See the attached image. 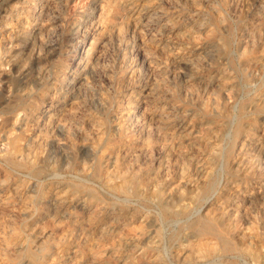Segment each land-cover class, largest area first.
I'll return each mask as SVG.
<instances>
[{"label":"rangeland","instance_id":"374dc122","mask_svg":"<svg viewBox=\"0 0 264 264\" xmlns=\"http://www.w3.org/2000/svg\"><path fill=\"white\" fill-rule=\"evenodd\" d=\"M227 1L229 2V0H227ZM227 1L226 0H213V1L211 0L210 1V3L214 2L211 5L214 6L216 9L218 8L217 12H219V15L222 16L220 18V23H221L220 24V29H219V31H217V33H214L212 27H210V28H208L206 33L204 32L202 35H200V37L198 38L199 41H198L197 49L194 52V58H197L195 60L198 63V67H196L194 69V68H190L189 66L182 65L181 68H180L181 72L178 75V77L176 78L175 84L172 85L171 88L169 87L170 92L172 93V91H173V94L174 95L176 94L175 95L176 96L175 104H176L178 110L180 111L181 114L185 113L184 114L185 115V120H186L187 123H191L193 125V130H192L190 138L183 139L181 137V138H179L180 140L178 139V140H176V142L174 141L173 144H172V142H169L170 146L168 145V147H166V148H165L166 145L164 143H160L161 146L159 144L158 148L152 149L150 151V159H151L150 162L153 164V169L155 171L154 174L157 175V174H159L161 172V173H164L165 176H166L167 182L162 188V195L154 196V195H152L150 193V191L140 189L142 192L139 191L137 196H126V195H124V194H122L120 192L114 191L112 188L108 189V187L104 184L107 180H110L111 178L113 179L115 176H117L118 175L117 172L120 174V172H123V170H125V167L121 166L119 164V160H118V158L121 155L122 150H123V149L121 150V148H119V147H121L120 145H121L123 139H122L121 136H119V130L117 129V125H116V121H115L116 120L115 119L116 118V114L119 111L118 109H120L122 107V105H124V98L120 95V92L118 91L116 93L114 92L111 95V98H110L111 100L109 99L110 102L109 101L108 102L105 101L102 98L101 94H100V90L97 88V87H100L99 86L100 84H102L101 78L98 76L97 72H93V70L90 68V66H88V64H86L87 62H85L87 60L86 56L89 54L88 46H87L88 45V41H87V38H86V35H87L88 31L90 30V23H89L90 22V18L88 16H90L91 13L95 14L96 9L94 7H96L101 2V0H67V1L64 0V4L60 5V10H61L60 12L62 13L63 18H64L63 24L59 27V30H60L59 36H60V39H61V42H62L60 44V48L57 51L47 50V52H46L47 54H44V55L39 56V57H37V56L29 57L24 62L21 59H22V55H23V51L22 50H24L25 44H26V46L31 44L32 43V42H30V41H32L31 39H33L36 36L38 37L39 35L40 36L42 35L41 38H47L48 36L50 37L51 34L54 32V29H50L51 31H49L48 28H46V30H41V31L39 29H33V30L30 31L29 39H27L26 41L21 42L20 45L19 44H16V45L15 44H11L7 40L10 37V35H11V31L12 30H17V29H20L21 27H23L22 23L18 19L19 14L21 13V15H23L24 17L26 16L25 18L26 19L28 18L29 20L38 19V18H41V16H43V14L41 13L42 9L40 7L34 6L33 4H35L34 3L35 1H31V0H29V1L28 0H24V1L23 0H0V39H1L0 40V42H1V44H0V59H1L0 63L1 64L0 65L3 68V71L0 73V78H1L0 79V149H1L0 150V154L2 155V156L0 155V198L8 197V196L12 197V198L10 197V202L11 203L8 205L10 208L8 206L6 208H4L5 206L2 205V202L0 200V208H1L0 209V223L3 226L5 222H9L10 221L9 223L12 222L11 223L12 227L15 226L14 228L19 230L18 233H17V236L16 235H14L13 237L9 236L10 239L7 238V237H3L4 239L0 238V240L11 241L13 243V245L16 247V248L14 247L15 253L23 250L24 248H22L21 246L25 245V248L30 249V251H32V252L34 251L33 253H34L35 257H36V258L34 257V259H32L29 256H23V257H21L19 259H14V260H11V262L9 261L7 263H9V264H17L19 262L18 264H29L31 262L30 264H32V263L33 264H43V263L44 264H50V263L53 264L54 263L53 261H56L58 259L56 264H65V263L66 264H104V263L105 264H110V263L111 264L112 263L113 264H122V262H123V264H139V262H140V264H151V263L152 264L153 263L154 264H189V263L190 264L191 263L192 264H199V263H201V264H264V238H263L264 237V221H263L264 220V178H263L264 177V162H263L264 161V154H263L264 153V144H263V142H264V139H263L264 138V103H263L264 102V97H261L262 93H263V96H264V77H263V75H264V66H263L264 65V58H262V56H264V53H263L264 52V43L258 45L259 44V40L262 37L264 38V31H263L264 30V28H263L264 21L262 22L259 19V12L264 9V0H254V1L253 0H246L247 6L244 7V8L240 7V9H239V7H237L235 12L231 11L230 8L227 7V5H226ZM1 2H2V4H1ZM93 3H94V5H93ZM258 3H259L260 6L258 5ZM18 4L19 5L21 4V6L23 5V6H26V7H15V5H18ZM216 4H217V6H216ZM222 4H223V6H222ZM259 8H260V10H259ZM15 12H16V14H15ZM237 14H238V16H236ZM229 15L231 16L232 19L230 18ZM12 16H14V18ZM85 16H86V18H84ZM87 18H89V19H87ZM13 19H16V20H13ZM229 21H230V23L232 25L229 23ZM234 22H236L237 24L234 23ZM1 23H3V24H1ZM222 23H223V25H222ZM18 24L21 25V26H19ZM228 28H230V29H228ZM261 32H262V34H261ZM7 33H9V34H7ZM251 34H254V36L253 35L251 36ZM256 34H257V36H256ZM81 35H83V36H81ZM45 36H47V37H45ZM202 38L203 39L205 38V39L201 40ZM206 38H207V40H206ZM258 38H259V40H258ZM225 40H226V42H225ZM242 40H243V42H242ZM244 41H245V44H244ZM228 42H231V43L229 44ZM252 43H254L255 46H253ZM242 45H243L244 48L242 47ZM233 47H234V49H233ZM13 49H16V50H13ZM205 49H206V51H205ZM241 50H243V51L241 52ZM48 52H49L50 55L48 54ZM209 56H210V58H208ZM15 59H17V60H15ZM51 60H52V62H51ZM237 60H239V61H237ZM56 61H58V62H56ZM203 61H205L206 64ZM251 61H252V63H251ZM35 64H37V65H35ZM15 65H17V66H15ZM21 65H22V67H20ZM65 65H67V66H65ZM12 69H13V71H12ZM46 70H47V74L49 76L48 79L46 78V79L40 81V79L37 77L38 73L40 74L43 71L46 72ZM28 72H31V73H28ZM68 73H70V74H68ZM220 73H221V75H220ZM224 73L230 75L231 76V80L233 81L226 88L221 87L219 85V83H218L219 82L218 78L222 77V74H224ZM3 75H5V76H3ZM2 76H3V78H2ZM85 76H86V78H85ZM182 76H183V78H182ZM260 76L262 78H260ZM249 77L252 78V79H250ZM254 77H256V78H254ZM12 79H14V80H12ZM94 79H96L97 84H96ZM236 79H238V81H236ZM196 80H198L197 81L198 83L196 82ZM188 81H190L191 84ZM8 82H9V84H8ZM98 82H99V84H98ZM84 83H86V84H84ZM87 83H88V85H87ZM95 84H96V86H94ZM198 84H199V86H198ZM41 85H43V86H41ZM193 85H195V86H193ZM88 86H89V88H88ZM209 86H211V87H209ZM245 86H247V87H245ZM81 87H83L84 90ZM249 87H251V88H249ZM38 88H40V89H38ZM32 89H34V90H32ZM237 89H238V91H237ZM29 90H31V91H29ZM261 91H263V92L261 93ZM26 92H27V94H26ZM224 92H226V93H224ZM47 93H52V95L54 96V102H53V105H52V107H51V109L49 111L47 109H45V107H43V104H42L43 103L42 99L45 96V94H47ZM64 93H65V95H64ZM228 93L231 95V97H230V95ZM91 95H93V96H91ZM39 96H41V97H39ZM213 96L216 99H214ZM245 96H246V99H245ZM230 100H231V102H230ZM11 101H13V103ZM75 101H76V103H75ZM82 101H84V102H82ZM226 102H227V104H226ZM58 103H59V105H58ZM23 104L24 105L26 104V106H24ZM100 104L102 105V107H100ZM110 104H111V106H110ZM72 105H74V106H72ZM76 105H78V106H76ZM81 105L84 106V108L86 107L85 110L88 109V110H86L88 113H91L93 116H95L98 119L102 118V121L106 122V124L108 125V128H109V132L108 133L110 134V136H111L110 138H112V140L111 141L108 140L109 142L107 141V142L102 144V146H101L102 147L101 148L102 156H100V157H97L95 154H93L94 152H93L92 146L90 144L86 143V142H83V143L82 142H78V139H76L75 137H73V140L76 141L74 145H72L70 142H68V135L66 133L67 130L66 129L64 130L63 127L61 129V127H54L52 125V126H50V129H49V128H47V125H45L46 122H47V119L50 117L49 115L54 116V115H58L60 113H65V112H68L67 110L70 109L69 107H71V110H73V108L74 109L77 108V107L79 108V106H81ZM19 106H22V107H19ZM201 106H202V108H201ZM250 109H252V110H250ZM39 110L42 111V112H40ZM227 110H228V113H227ZM248 112H250V113H248ZM256 113H258V114L256 115ZM34 115L38 116V120L39 121H37V123H35L32 126V122L33 121H31V120H33L32 117ZM40 115H42V116H40ZM7 116H8V118H7ZM11 116H15V117H11ZM188 116H190V117H188ZM224 117H225V119H224ZM2 119H3V122H1ZM221 119H222V121H221ZM211 120H212V122H211ZM4 122H5L6 125L4 124ZM206 122H208V123H206ZM8 123H10V124H8ZM233 123H235V124H233ZM2 124H3V126H2ZM227 125H228V127H227ZM262 125H263V127H262ZM1 126H2V128H1ZM10 126H12V127H10ZM51 127H52V130H51ZM224 127H226V128H224ZM230 127H231V129H230ZM13 128H14V130H13ZM45 128H47V133L44 130ZM210 128H211V130H210ZM246 129H248V130H246ZM49 130H51V132ZM196 130H197V132H196ZM224 130L226 132H224ZM227 130H228V133H227ZM2 131H4V133ZM24 132H26V133H24ZM40 132L44 134L43 137H40V135H41ZM202 132H204V133H202ZM5 133H6V135H5ZM113 133H114V135L112 137ZM57 134H59L60 136L59 135L57 136ZM193 134L195 136H193ZM2 136H4V137H2ZM22 136H24V137H22ZM32 137H33V139H31ZM44 138H45V140H44ZM136 138H138V137H136ZM217 138H218V140H217ZM27 139H29V140H27ZM116 139L118 141H116ZM253 139H255L256 143L259 145L257 148L254 147L256 150L253 149L251 151H248V150L247 151H242L243 149H245V144H247L246 142H248L249 140H253ZM52 140L55 141V142L53 143ZM24 141H26L27 143L24 142ZM243 142H245V143H243ZM56 143H58V144H56ZM18 144H19L20 147L18 146ZM76 144L77 145L79 144V145L77 146ZM48 145L51 146V147H49ZM47 146H48V148H47ZM90 146H91V148H90ZM14 147H16V148H14ZM35 147H39L40 150H38V153L33 154L31 152H32V149H36ZM58 147H59V149H58ZM4 148H6V149H4ZM183 148H185V150ZM76 149H77V151H76ZM114 149L115 150L117 149V150L115 151ZM189 149H191V150H189ZM194 150H195V152H194ZM29 151H30V153H29ZM71 151H73V152H71ZM159 151H160V153H159ZM179 151H180V153H179ZM183 151H185V153H183ZM20 152H22V153H20ZM27 152H28V154H27ZM167 152H169V153H167ZM222 153H224V156H223ZM166 154L168 155V157H167ZM29 155H31V156H29ZM152 155H154V156H152ZM156 155H157V157H156ZM186 155L189 156V157H187ZM201 155H202V157H201ZM219 155H220V159H219ZM4 156H5V158H3ZM19 156L21 158H19ZM41 156H42V159H41ZM74 156H76V158ZM256 156L258 157V159H257ZM24 157H25V159H23ZM32 157H33V159H32ZM207 157H209V158H207ZM38 158H40V160ZM212 158H213V160H212ZM254 158H256V159H254ZM3 159H5L6 161L3 160ZM30 160H32V161L30 162ZM36 160L38 162H36ZM165 160H166V162H165ZM247 160H249V161H247ZM26 161H28V162H26ZM83 161H84V163H83ZM114 161H115V163H114ZM244 161H245V163H244ZM37 163L38 164L40 163V164L38 165ZM46 163H47V165H46ZM231 163H232V165H231ZM238 163H239V165H238ZM7 164H8V166H7ZM55 164H56V166H55ZM82 164H84L86 166L87 165H91V166L99 165L101 170H99L98 176L92 177L93 176L92 171H89V172L84 171L83 170V166L84 165H82ZM198 165H200V166H198ZM245 165L246 166H248V165L252 166L251 169L248 171V173L246 171H244V168L246 167ZM79 166H81V167H79ZM158 167H159V169H158ZM174 167H176V168H174ZM11 168L14 169V170H17V171L12 170ZM22 168H23V170H22ZM32 168H33V170H32ZM162 170L164 172H162ZM227 170H229V171H227ZM190 171H192V172H190ZM216 171H218V172L216 173ZM26 172H28V173H26ZM64 172H65V174H64ZM106 172H108V173H106ZM70 173H71V175H70ZM111 173H113V174H111ZM74 174H76L77 177ZM26 175H28V176H26ZM105 175H106V177H105ZM81 176L84 179L81 178ZM198 176H200V177H198ZM240 177H241V179H240ZM243 177H245V178H243ZM75 178H77V179H75ZM221 178L223 179V181L221 180ZM248 178H251V179H248ZM20 179H21V181H20ZM61 181L64 182V183H62ZM255 181H256V183H255ZM14 182H16V183H14ZM77 182L78 183H82L83 182V184H85V183L86 184L88 183V184L87 185L85 184L86 188L81 189L79 187L76 188L77 184H78ZM102 182H103L104 185L102 184ZM198 182H199V185H198ZM4 183H7V184H4ZM34 183H36V184H34ZM69 183L70 184L72 183V184L70 185ZM93 183H94V186H93ZM262 183H263V185H262ZM12 185H13V188H12ZM65 186H66L67 189L69 188V190H67L65 188ZM102 186H103V188H102ZM100 187H101V189H100ZM14 188H16V189H14ZM30 188H32V189H30ZM165 188H166V190H165ZM174 188L176 189V191H175ZM201 188H203V189H201ZM57 189H62L63 191L66 190L65 192H67L69 194H73V196H74V198L69 201L70 202L69 205H68L69 213H68V216H67L68 218H66L65 223L61 227V229H60L61 231L59 230L60 232L59 231L55 232L46 223L41 222L45 213H51V212H53L55 210V205L53 204L54 202L52 200V193L55 190H57ZM92 189H93L94 192L92 191ZM13 190H14V192H13ZM107 190H108V193H107ZM184 190H186V191H184ZM235 190H238V191H240V190L244 191L245 190L247 192V196L246 197H244L243 195H241L242 197L241 196H236L235 195ZM89 191H90V193H89ZM206 191H207V193H205ZM6 192H9V193H6ZM217 192H219V193H217ZM17 194L19 196V199H18ZM88 194H90V195H88ZM112 194H113V196H112ZM23 195H25L24 198H23ZM39 195H40V197H38ZM95 195H97V196H95ZM117 195H119V196H117ZM171 195H173V196H171ZM208 196H211V197H208ZM115 197H117V198H115ZM175 197H177V198H175ZM204 198H206V199H204ZM168 199H169V201H167ZM188 199H190V200H188ZM40 200H41V202H40ZM115 201H117V202H115ZM25 202H26V204H25ZM30 202H31V204H30ZM247 203H248V205H247ZM28 204L31 205L32 210H31L29 215H24V217H23V215H20V209H23V208L25 209ZM106 204H107V207L109 206V208H111V211L113 210L115 213H121L122 212V214H124V213L129 214L131 216V218L129 219V221H127L128 223L125 222L124 224H121L120 227L112 228L109 231L110 232L109 233V237L104 238L105 240L100 239V240L96 241L95 240L96 239L95 236H97V235L95 233H89L88 238L90 240L88 241V243H86L87 241H85V240L83 241V238L80 241V243H78L79 241L77 239H79V238H78V234L77 233L79 232V229H78L79 226L82 225V221H83V223L87 222L90 217H92L94 214H96L98 205H105L106 206ZM219 204L222 205V206H220ZM214 205H215V207H214ZM236 205L237 206L239 205L238 207L243 212L241 211L242 214L240 213V215H238V218L236 219V221L233 223L234 225L232 224L233 227L235 225H237V226L234 227L235 231H233L232 233H226V232H224L223 227L221 225L217 224L218 225L217 226V228H218L217 231L222 233L221 235H223L224 238L226 240H228L229 243H231V245H230L231 247L229 249H222V244H221L220 239L219 238L217 239V234L215 232H209V231H206V230H200L198 228V226H197V222L199 221L198 219H201V218H210V217L218 218L217 217L218 213H221L224 210H233ZM164 206L170 207L171 210L174 209L175 211H177V210L178 211L176 213H172V212L171 213H167L164 210ZM51 207H52V209H51ZM180 207L181 208H184V207L187 208V211H189V213L187 212L186 215L184 213H181ZM251 207H254V208H251ZM177 208H179V209H177ZM90 209H92V210H90ZM212 209H214L215 211L212 210ZM252 209H254V210H252ZM142 210H144V211H142ZM210 210H212L213 212L210 211ZM1 211H3V212H1ZM88 212H89V214H88ZM42 213H44V214H42ZM133 213L135 214V216H134ZM201 214H203V215H201ZM243 214H245V215H243ZM154 215H156V216H154ZM181 215H183V216H181ZM16 216H18V217H16ZM133 216H134V218H133ZM242 216H244V217H242ZM183 217H184V219H183ZM239 218H240V220H239ZM242 218H244V220ZM20 219H23V220L20 221ZM184 220H186V221H184ZM136 222H138V223H136ZM187 222H188V225H187ZM14 224H16V225H14ZM250 224H252V225H250ZM140 225H141V227H140ZM18 227H19V229H18ZM41 227H43V228H41ZM135 227H136V229H135ZM239 227H241V228H239ZM255 227H257V228H255ZM122 228H123V230H122ZM126 228L128 229V231H127ZM20 230H21L22 233L20 232ZM137 230H139V231H137ZM143 230H145L147 233L145 231H143ZM199 231H201V232H199ZM261 231H262V233H261ZM114 232L115 233L117 232L116 236L114 235L115 234ZM148 232H149V234H148ZM142 233H145V235H143ZM1 236H2V233L0 232V237ZM250 236H251V238H250ZM36 237H38V238H36ZM33 238H34V241H33ZM64 238L66 239V243H65V239ZM25 239H27V240H25ZM54 239H55V242L53 241ZM42 240H44V241H42ZM45 240H47V241H45ZM254 240H255V242H254ZM90 241H91V243L95 242L96 244L93 245V244L90 243ZM198 241L200 242V244L202 246H200ZM0 242H3V241H0ZM24 242H25V244H23ZM31 242L34 245L33 248H32ZM204 242H206V243L204 244ZM37 243H39V245ZM73 243H74V245H73ZM141 243H142V245H141ZM156 243H157V245H156ZM45 244H47V245L50 244V246H54L55 249H57L56 250L57 254L55 253L54 254L55 256L52 255L53 256V257H51L52 259L50 257L46 256L44 251H41V247L43 245H45ZM149 244H150V246H149ZM213 244H215L214 246H216V245L217 246L213 247ZM72 246H74V247H72ZM197 246H198V248H197ZM80 247H82V250H81ZM114 247H116V248H114ZM143 248H144V251H142V253H143V254L141 253L142 255L141 254H136L137 253V249L143 250ZM192 248L193 249L195 248V249L193 250ZM208 248H213V249L215 248L214 253L213 252H209ZM247 248H248V250H246ZM102 249H103V251H102ZM126 249H127V251H126ZM145 249H147V250H145ZM14 250L11 253L7 252L5 250L3 252V248L0 247V258H1L0 259V264H1V260H3V259L5 261L10 260L12 258V256L15 254V253H13ZM219 250H220V252H219ZM112 251H113V253H112ZM180 251H181V253H180ZM58 252H59V254H58ZM183 252L185 254H183ZM255 252H257V253H255ZM95 253H97V254H95ZM122 253H124V254H122ZM204 253H206L207 255L204 254ZM223 253H224V255H223ZM253 253H254V255H253ZM100 254H102L103 256L100 255ZM112 254H113V256H112ZM220 254H222V255H220ZM193 255H195V256H193ZM154 256H155V258H154ZM65 257H67V258H65ZM74 257L78 261L76 259L73 261ZM39 258H41L42 261H41V259L39 260ZM53 258H55V260H53ZM90 258H91V260H90ZM211 258H212V260H211ZM261 258H262V260H261ZM43 259H45V260L43 261ZM99 259H101V260H99ZM206 259L209 260V261H207ZM29 260H32V261H29ZM82 260H84V261H82ZM87 260H89V261H87ZM94 260H96V261H94ZM191 260H192V262H191ZM79 261H81V262H79ZM160 261H162L163 263L160 262ZM205 261H207V262H205ZM136 262H138V263H136Z\"/></svg>","mask_w":264,"mask_h":264},{"label":"bare ground","instance_id":"6f19581e","mask_svg":"<svg viewBox=\"0 0 264 264\" xmlns=\"http://www.w3.org/2000/svg\"><path fill=\"white\" fill-rule=\"evenodd\" d=\"M24 1V0H23ZM29 1V0H28ZM35 1L33 4L36 7H40L42 10L43 16L38 19H26L21 13L18 16V19L22 23L23 27L17 30H12L10 37L7 39L8 42L11 44H19L23 41L29 39L30 31L33 29L46 30V28L54 29V32L51 36L47 38H41L39 35L38 37H34L31 39V44H25V48L22 55V61L24 62L27 58L33 56H42L47 54V50L57 51L60 48L61 39L59 36V27L63 24L64 18L62 13L60 12V5L64 4V0H31ZM67 1V0H66ZM211 0H101V2L94 7L96 9L95 14L91 13L90 16V30L88 31L86 38L88 41V51L89 54L86 56L88 66L93 70V72H97L98 76L101 78L102 84L100 87H97L100 90V94L105 101H109L111 95L115 92H120V95L124 98V105L116 114V125L117 129L119 130V136L122 137L123 141L121 143V150L122 153L119 156V164L125 167L123 172L120 174L117 172V176H115L112 180H107L104 184L109 188H112L114 191L120 192L126 196H137L138 192L143 190H148L154 196L162 195V188L166 184V176L164 173L154 174L153 164L150 162V151L152 149L158 148L160 143H164L166 147H168L169 142H173L178 140L179 138H190L191 133L193 130V125L191 123H187L185 120V113L181 114L178 110L175 101H176V94L170 92L169 87L171 88L172 85L175 84L176 78L180 74L181 66L186 65L190 68L198 67V63L194 58V52L198 46V38L204 32L208 30V28L212 27L214 33H217L220 29V18L222 17L219 15L218 8L216 9L210 3ZM213 1V0H212ZM227 1V0H226ZM254 1V0H253ZM9 2V1H8ZM11 2V1H10ZM249 2V1H248ZM258 2V1H257ZM15 3V2H14ZM250 3V2H249ZM252 3V2H251ZM2 4V2H1ZM96 4V3H95ZM221 4V3H220ZM219 4V5H220ZM26 5V4H25ZM94 5V3H93ZM215 5V4H214ZM227 7L230 8L231 11L235 12L236 8L239 7H246L247 2L246 0H229L226 3ZM259 5V3H258ZM8 6V5H7ZM29 6V5H28ZM217 6V4H216ZM223 6V4H222ZM250 6V5H249ZM260 6V5H259ZM2 7V6H1ZM4 7V6H3ZM15 7H26L15 5ZM67 7V6H66ZM253 7V6H252ZM29 8V7H28ZM68 8V7H67ZM255 8V7H254ZM13 9V8H12ZM15 9V8H14ZM62 9V8H61ZM249 9V8H248ZM7 10V9H6ZM34 10V9H33ZM67 10V9H66ZM220 10V9H219ZM253 10V9H252ZM260 10V8H259ZM5 11V10H4ZM14 11V10H13ZM16 11V10H15ZM28 11V10H27ZM221 11V10H220ZM226 11V10H225ZM249 12V11H248ZM247 12V13H248ZM255 12V11H254ZM26 13V12H25ZM39 13V12H38ZM16 14V12H15ZM41 14V15H42ZM68 14V13H67ZM72 14V13H71ZM227 15V14H226ZM17 16V15H16ZM230 16V15H229ZM233 16V15H232ZM238 16V14L236 15ZM250 16V15H249ZM255 16V15H254ZM14 18V16H12ZM33 17V16H32ZM257 17V16H256ZM36 18V17H35ZM86 18V16L84 17ZM87 18V19H89ZM227 18V17H226ZM231 18V16H230ZM237 18V17H236ZM235 18V19H236ZM239 18V17H238ZM245 18V17H244ZM258 18V17H257ZM12 19V18H11ZM232 19V18H231ZM256 19V18H255ZM259 19L263 22L264 21V9L259 12ZM2 20V19H1ZM6 20V19H5ZM4 20V21H5ZM16 20V19H13ZM222 20V19H221ZM225 20V19H224ZM71 21V20H70ZM227 21V20H226ZM223 22V21H222ZM230 23V21H229ZM236 23V22H234ZM261 23V22H260ZM3 24V23H1ZM88 24V23H87ZM231 24V23H230ZM237 24V23H236ZM263 24V23H262ZM9 25V24H8ZM19 25V24H18ZM81 25V24H80ZM89 25V24H88ZM223 25V23H222ZM232 25V24H231ZM239 25V24H238ZM21 26V25H19ZM230 26V25H229ZM7 27V26H6ZM10 27V26H9ZM14 27V26H13ZM12 27V28H13ZM11 28V29H12ZM75 28V27H74ZM235 28V27H234ZM264 28V25H263ZM8 29V28H7ZM47 29V30H48ZM230 29V28H228ZM38 30V31H39ZM82 30V29H81ZM86 30V29H85ZM224 30V29H223ZM227 30V29H226ZM253 30V29H252ZM9 31V30H8ZM212 31V30H211ZM246 31V30H245ZM264 31V30H263ZM81 32V31H80ZM210 32V31H209ZM241 32V31H240ZM10 33V32H9ZM7 33V34H9ZM46 33V32H45ZM48 33V32H47ZM83 33V32H82ZM86 33V32H85ZM227 33V32H226ZM243 33V32H242ZM247 33V32H246ZM245 33V34H246ZM253 33V32H252ZM255 33V32H254ZM260 33V32H259ZM4 34V33H3ZM34 34V33H33ZM40 34V33H39ZM209 34V33H208ZM232 34V33H231ZM262 34V32H261ZM215 35V34H214ZM219 35V34H218ZM226 35V34H225ZM254 34H251V36ZM2 36V35H1ZM83 36V35H81ZM235 36V35H234ZM257 36V34H256ZM64 37V36H63ZM226 37V36H225ZM224 37V38H225ZM241 37V36H240ZM78 39V38H77ZM205 39V38H204ZM203 38L201 40H204ZM236 39V38H235ZM253 39V38H252ZM255 39V38H254ZM1 40V39H0ZM5 40V39H4ZM207 40V38H206ZM221 40V39H220ZM219 40V41H220ZM256 40V39H255ZM259 40V38H258ZM6 41V40H5ZM214 41V40H213ZM229 41V40H228ZM3 42V41H2ZM226 42V40H225ZM243 42V40H242ZM204 43V42H203ZM229 44L231 42H228ZM264 43V38L262 37L259 40V44ZM1 44V42H0ZM80 44V43H79ZM241 44V43H240ZM245 44V41H244ZM255 46L254 43H252ZM251 44V45H252ZM3 45V44H2ZM75 45V44H74ZM200 45V44H199ZM210 45V44H209ZM238 45V44H237ZM227 46V45H226ZM239 46V45H238ZM262 46V45H261ZM10 47V46H9ZM75 47V46H74ZM81 47V46H80ZM79 47V48H80ZM243 47V45H242ZM249 47V46H248ZM6 48V47H5ZM8 48V47H7ZM69 48V47H68ZM244 48V47H243ZM242 48V49H243ZM64 49V48H63ZM85 49V48H84ZM221 49V48H220ZM234 49V47H233ZM16 50V49H13ZM12 50V51H13ZM21 50V49H20ZM230 50V49H229ZM250 50V49H249ZM263 50V49H262ZM61 51V50H60ZM68 51V50H67ZM206 51V49H205ZM234 51V50H233ZM243 50H241L242 52ZM3 52V51H2ZM20 52V51H19ZM80 52V51H79ZM230 52V51H229ZM250 52V51H249ZM263 52V51H262ZM8 53V52H7ZM18 53V52H17ZM51 53V52H50ZM83 53V52H82ZM220 53V52H219ZM224 53V52H223ZM228 53V52H227ZM264 53V52H263ZM3 54V53H2ZM49 54V52H48ZM79 54V53H78ZM200 54V53H199ZM209 54V53H208ZM214 54V53H213ZM10 55V54H9ZM50 55V54H49ZM48 55V56H49ZM53 55V54H52ZM71 55V54H70ZM86 55V54H85ZM202 55V54H201ZM210 55V54H209ZM231 55V54H230ZM240 55V54H239ZM244 55V54H243ZM20 56V55H19ZM63 56V55H62ZM61 56V57H62ZM81 56V55H80ZM84 56V55H83ZM82 56V57H83ZM238 56V55H237ZM242 56V55H241ZM261 56V55H260ZM2 57V56H1ZM17 57V56H16ZM69 57V56H68ZM199 57V56H198ZM206 57V56H205ZM204 57V58H205ZM51 58V57H50ZM56 58V57H55ZM67 58V57H66ZM76 58V57H75ZM210 58V56L208 57ZM219 58V57H218ZM232 58V57H231ZM235 58V57H234ZM243 58V57H242ZM264 58V56H262ZM12 59V58H11ZM38 59V58H37ZM40 59V58H39ZM44 59V58H43ZM48 59V58H47ZM84 59V58H83ZM199 59V58H198ZM201 59V58H200ZM1 60V59H0ZM17 60V59H15ZM30 60V59H29ZM55 60V59H54ZM65 60V59H64ZM67 60V59H66ZM205 60V59H204ZM210 60V59H209ZM251 60V59H250ZM263 60V59H262ZM261 60V61H262ZM36 61V60H35ZM82 61V60H81ZM216 61V60H215ZM234 61V60H233ZM239 61V60H237ZM257 61V60H256ZM52 62V60H51ZM55 62V61H54ZM58 62V61H56ZM205 62V61H203ZM254 62V61H253ZM7 63V62H6ZM36 63V62H35ZM39 63V62H38ZM67 63V62H66ZM84 63V62H83ZM200 63V62H199ZM211 63V62H210ZM224 63V62H223ZM226 63V62H225ZM250 63V62H249ZM252 63V61H251ZM250 63V64H251ZM255 63V62H254ZM253 63V64H254ZM261 63V62H260ZM1 64V63H0ZM19 64V63H18ZM17 64V65H18ZM30 64V63H29ZM40 64V63H39ZM77 64V63H76ZM85 64V65H86ZM206 64V62H205ZM212 64V63H211ZM219 64V63H218ZM231 64V63H230ZM238 64V63H237ZM263 64V63H262ZM3 65V64H2ZM14 65V64H13ZM15 65V66H17ZM37 65V64H35ZM42 65V64H41ZM53 65V64H52ZM57 65V64H56ZM59 65V64H58ZM78 65V64H77ZM80 65V64H79ZM222 65V64H221ZM224 65V64H223ZM247 65V64H246ZM24 66V65H23ZM29 66V65H28ZM32 66V65H31ZM39 66V65H38ZM37 66V67H38ZM43 66V65H42ZM63 66V65H62ZM67 66V65H65ZM84 66V65H83ZM219 66V65H218ZM250 66V65H249ZM264 66V65H263ZM10 67V66H9ZM22 67V65L20 66ZM36 67V68H37ZM54 67V66H53ZM64 67V66H63ZM205 67V66H204ZM224 67V66H223ZM242 67V66H241ZM248 67V66H247ZM7 68V67H6ZM16 68V67H15ZM58 68V67H57ZM231 68V67H230ZM239 68V67H238ZM43 69V68H42ZM41 69V70H42ZM52 69V68H51ZM67 69V68H66ZM84 69V68H83ZM8 70V69H7ZM18 70V69H17ZM39 70V69H38ZM90 70V69H89ZM205 70V69H204ZM225 70V69H224ZM255 70V69H254ZM3 71L2 66L0 65V73ZM13 71V69H12ZM28 71V70H27ZM87 71V70H86ZM233 71V70H232ZM237 71V70H236ZM17 72V71H16ZM225 72V71H224ZM238 72V71H237ZM257 72V71H256ZM31 73V72H28ZM27 73V74H28ZM52 73V72H51ZM63 73V72H62ZM75 73V72H74ZM233 73V72H232ZM243 73V72H242ZM245 73V72H244ZM252 73V72H251ZM7 74V73H6ZM54 74V73H53ZM67 74V73H66ZM70 74V73H68ZM85 74V73H84ZM96 74V75H97ZM202 74V73H201ZM259 74V73H258ZM32 75V74H31ZM89 75V74H88ZM87 75V76H88ZM92 75V74H91ZM221 75V73H220ZM5 76V75H3ZM2 76V78H3ZM18 76V75H17ZM35 76V75H34ZM93 76V75H92ZM97 76V77H98ZM243 76V75H242ZM252 76V75H251ZM29 77V76H28ZM40 81L44 79H48L47 70L46 72L43 71L42 73H38L37 76ZM70 77V76H69ZM73 77V76H72ZM95 77V76H94ZM264 77V75H263ZM37 78V79H38ZM54 78V77H53ZM52 78V79H53ZM62 78V77H61ZM75 78V77H74ZM86 78V76H85ZM89 78V77H88ZM183 78V76H182ZM185 78V77H184ZM203 78V77H202ZM239 78V77H238ZM247 78V77H246ZM250 78V77H249ZM256 78V77H254ZM260 78H262L260 76ZM1 79V78H0ZM16 79V78H15ZM77 79V78H76ZM79 79V78H78ZM81 79V78H80ZM186 79V78H185ZM233 79V78H232ZM252 79V78H250ZM14 80V79H12ZM30 80V79H29ZM36 80V79H35ZM57 80V79H56ZM89 80V79H88ZM92 80V79H91ZM96 82V79H94ZM2 81V80H1ZM20 81V80H19ZM27 81V80H26ZM70 81V80H69ZM77 81V80H76ZM191 81V80H190ZM190 81H188L190 83ZM198 80H196L197 82ZM216 81V80H215ZM218 83L221 87L226 88L229 86L233 81L231 80V76L224 73L222 77L218 78ZM238 81V79H236ZM11 82V81H10ZM33 82V81H32ZM43 82V81H42ZM60 82V81H59ZM80 82V81H79ZM82 82V81H81ZM90 82V81H89ZM241 82V81H240ZM243 82V81H242ZM28 83V82H27ZM52 83V82H51ZM66 83V82H65ZM195 83V82H194ZM198 83V82H197ZM246 83V82H245ZM248 83V82H247ZM250 83V82H249ZM9 84V82H8ZM15 84V83H14ZM21 84V83H20ZM33 84V83H32ZM76 84V83H75ZM86 84V83H84ZM91 84V83H90ZM97 84V82H96ZM96 84L94 86H96ZM99 84V82H98ZM191 84V83H190ZM210 84V83H209ZM241 84V83H240ZM263 84V83H262ZM4 85V84H3ZM29 85V84H28ZM38 85V84H37ZM88 85V83H87ZM202 85V84H201ZM206 85V84H205ZM239 85V84H238ZM248 85V84H247ZM251 85V84H250ZM39 86V85H38ZM43 86V85H41ZM45 86V85H44ZM71 86V85H70ZM82 86V85H81ZM84 86V85H83ZM98 86V85H97ZM195 86V85H193ZM199 86V84H198ZM204 86V85H203ZM207 86V85H206ZM11 87V86H10ZM29 87V86H28ZM176 87V86H175ZM211 87V86H209ZM233 87V86H232ZM231 87V88H232ZM247 87V86H245ZM263 87V86H262ZM15 88V87H14ZM32 88V87H31ZM42 88V87H41ZM73 88V87H72ZM79 88V87H78ZM83 88V87H81ZM86 88V87H85ZM89 88V86H88ZM191 88V87H190ZM235 88V87H234ZM239 88V87H238ZM251 88V87H249ZM40 89V88H38ZM43 89V88H42ZM198 89V88H197ZM247 89V88H246ZM254 89V88H253ZM252 89V90H253ZM262 89V88H261ZM5 90V89H4ZM19 90V89H18ZM34 90V89H32ZM55 90V89H54ZM58 90V89H57ZM61 90V89H60ZM78 90V89H77ZM84 90V88H83ZM179 90V89H178ZM240 90V89H239ZM31 91V90H29ZM94 91V90H93ZM92 91V92H93ZM238 91V89H237ZM11 92V91H10ZM18 92V91H17ZM52 92V91H51ZM72 92V91H71ZM84 92V91H83ZM82 92V93H83ZM185 92V91H184ZM263 91H261L262 93ZM20 93V92H19ZM24 93V92H23ZM32 93V92H31ZM66 93V92H65ZM64 93V95H65ZM88 93V92H87ZM219 93V92H218ZM226 93V92H224ZM237 93V92H236ZM235 93V94H236ZM25 94V93H24ZM27 94V92H26ZM74 94V93H73ZM194 94V93H193ZM197 94V93H196ZM229 94V93H228ZM247 94V93H246ZM250 94V93H249ZM75 95V94H74ZM82 95V94H81ZM80 95V96H81ZM84 95V94H83ZM211 95V94H210ZM216 95V94H215ZM218 95V94H217ZM230 95V94H229ZM251 95V94H250ZM37 96V95H36ZM93 96V95H91ZM247 96V95H246ZM245 96V99H246ZM8 97V96H7ZM41 97V96H39ZM58 97V96H57ZM63 97V96H62ZM79 97V96H78ZM88 97V96H87ZM191 97V96H190ZM214 97V96H213ZM218 97V96H217ZM222 97V96H221ZM231 97V95H230ZM240 97V96H239ZM251 97V96H250ZM263 93H262V96ZM14 98V97H13ZM17 98V97H16ZM69 98V97H68ZM74 98V97H73ZM72 98V99H73ZM90 98V97H89ZM200 98V97H199ZM229 98V97H228ZM25 99V98H24ZM29 99V98H28ZM27 99V100H28ZM41 99V98H40ZM96 99V98H95ZM207 99V98H206ZM214 99H216L214 97ZM253 99V98H252ZM257 99V98H256ZM19 100V99H18ZM102 100V99H101ZM100 100V101H101ZM111 100V99H110ZM202 100V99H201ZM234 100V99H233ZM16 101V100H15ZM14 101V102H15ZM43 107L48 111L51 109L54 96L52 93H47L42 99ZM81 101V100H80ZM95 101V100H94ZM99 101V102H100ZM123 101V100H122ZM181 101V100H180ZM188 101V100H187ZM192 101V100H191ZM203 101V100H202ZM212 101V100H211ZM219 101V100H218ZM249 101V100H248ZM247 101V102H248ZM13 103V101H11ZM27 102V101H26ZM29 102V101H28ZM65 102V101H64ZM79 102V101H78ZM84 102V101H82ZM90 102V101H89ZM106 102V103H107ZM110 102V101H109ZM197 102V101H196ZM217 102V101H216ZM231 102V100H230ZM256 102V101H255ZM8 103V102H7ZM31 103V102H30ZM61 103V102H60ZM76 103V101H75ZM117 103V102H116ZM178 103V102H177ZM208 103V102H207ZM251 103V102H250ZM264 103V102H263ZM15 104V103H14ZM22 104V103H21ZM35 104V103H34ZM195 104V103H194ZM227 104V102H226ZM239 104V103H238ZM8 105V104H7ZM24 105V104H23ZM59 105V103H58ZM61 105V104H60ZM63 105V104H62ZM84 105V104H83ZM94 105V104H93ZM92 105V106H93ZM192 105V104H191ZM261 105V104H260ZM26 106V104L24 105ZM23 106V107H24ZM66 106V105H65ZM74 106V105H72ZM78 106V105H76ZM111 106V104H110ZM199 106V105H198ZM203 106V105H202ZM201 106V108H202ZM209 106V105H208ZM216 106V105H215ZM225 106V105H224ZM231 106V105H230ZM234 106V105H233ZM243 106V105H242ZM249 106V105H248ZM14 107V106H13ZM22 107V106H19ZM18 107V108H19ZM100 107L102 105L100 104ZM194 107V106H193ZM204 107V106H203ZM217 107V106H216ZM222 107V106H221ZM244 107V106H243ZM67 110L68 112L60 113L58 115H49L50 117L47 119L45 125L47 128L50 129V126L54 127H63V129L67 130L68 135V142L72 145L75 144V140L73 137L78 139V142H86L90 144L93 148V154L97 157L102 156L101 146L103 143L107 142L108 140L111 141L110 138L109 128L106 122L102 121L101 119L96 118L91 113H88L84 106H79V108H73L71 110ZM212 108V107H211ZM7 109V108H6ZM94 109V108H93ZM105 109V108H104ZM196 109V108H195ZM234 109V108H233ZM9 110V109H8ZM15 110V109H14ZM13 110V111H14ZM26 110V109H25ZM44 110V109H43ZM95 110V109H94ZM103 110V109H102ZM191 110V109H190ZM239 110V109H238ZM245 110V109H244ZM252 110V109H250ZM6 111V110H5ZM18 111V110H17ZM40 111V110H39ZM58 111V110H57ZM93 111V110H92ZM114 111V110H113ZM186 111V110H185ZM204 111V110H203ZM220 111V110H219ZM263 111V110H262ZM4 112V111H3ZM8 112V111H7ZM42 112V111H40ZM62 112V111H61ZM115 112V111H114ZM213 112V111H212ZM211 112V113H212ZM243 112V111H242ZM257 112V111H256ZM261 112V111H260ZM101 113V112H100ZM190 113V112H189ZM197 113V112H196ZM216 113V112H215ZM221 113V112H220ZM228 113V110H227ZM235 113V112H234ZM238 113V112H237ZM250 113V112H248ZM7 114V113H6ZM10 114V113H9ZM37 114V113H36ZM102 114V113H101ZM258 113H256L257 115ZM45 115V114H44ZM105 115V114H104ZM112 115V114H111ZM191 115V114H190ZM197 115V114H196ZM234 115V114H233ZM237 115V114H236ZM42 116V115H40ZM97 116V115H96ZM99 116V115H98ZM201 116V115H200ZM227 116V115H226ZM246 116V115H245ZM250 116V115H249ZM4 117V116H3ZM15 117V116H11ZM109 117V116H108ZM107 117V118H108ZM190 117V116H188ZM247 117V116H246ZM245 117V118H246ZM8 118V116H7ZM215 118V117H214ZM258 118V117H257ZM5 119V118H4ZM33 121L32 126L37 123L38 116L34 115L32 117ZM104 119V118H103ZM109 119V118H108ZM114 119V118H113ZM225 119V117H224ZM237 119V118H236ZM248 119V118H247ZM251 119V118H250ZM9 120V119H8ZM21 120V119H20ZM27 120V119H26ZM192 120V119H191ZM194 120V119H193ZM216 120V119H215ZM246 120V119H245ZM5 121V120H4ZM19 121V120H18ZM25 121V120H24ZM108 121V120H107ZM113 121V120H112ZM222 121V119H221ZM3 122V119L2 121ZM212 122V120H211ZM217 122V121H216ZM241 122V121H240ZM250 122V121H249ZM255 122V121H254ZM7 123V122H6ZM22 123V122H21ZM208 123V122H206ZM225 123V122H224ZM246 123V122H245ZM5 124V122H4ZM10 124V123H8ZM12 124V123H11ZM15 124V123H14ZM19 124V123H18ZM235 124V123H233ZM6 125V124H5ZM110 125V124H109ZM237 125V124H236ZM242 125V124H241ZM3 126V124H2ZM1 126V128H2ZM18 126V125H17ZM20 126V125H19ZM221 126V125H220ZM225 126V125H224ZM250 126V125H249ZM8 127V126H7ZM12 127V126H10ZM205 127V126H204ZM213 127V126H212ZM218 127V126H217ZM228 127V125H227ZM234 127V126H233ZM237 127V126H236ZM263 127V125H262ZM6 128V127H5ZM17 128V127H16ZM25 128V127H24ZM34 128V127H33ZM47 128L44 130L47 133ZM201 128V127H200ZM226 128V127H224ZM249 128V127H248ZM111 129V128H110ZM220 129V128H219ZM231 129V127H230ZM229 129V130H230ZM236 129V128H235ZM250 129V128H249ZM252 129V128H251ZM255 129V128H254ZM10 130V129H9ZM14 130V128H13ZM16 130V129H15ZM52 130V127H51ZM51 130H49L51 132ZM205 130V129H204ZM211 130V128H210ZM226 130V129H225ZM224 130V132H226ZM248 130V129H246ZM253 130V129H252ZM261 130V129H260ZM18 131V130H17ZM21 131V130H20ZM63 131V130H62ZM209 131V130H208ZM4 133V131H2ZM10 132V131H9ZM31 132V131H30ZM57 132V131H56ZM61 132V131H60ZM117 132V131H116ZM140 132V133H139ZM142 132V133H141ZM197 132V130H196ZM238 132V131H237ZM16 133V132H15ZM26 133V132H24ZM41 133V132H40ZM62 133V132H61ZM139 133V134H138ZM204 133V132H202ZM223 133V132H222ZM228 133V130H227ZM11 134V133H10ZM37 134V133H36ZM65 134V133H64ZM211 134V133H210ZM234 134V133H233ZM239 134V133H238ZM6 135V133H5ZM59 134H57L58 136ZM114 133L112 134L113 137ZM204 135V134H203ZM216 135V134H215ZM11 136V135H10ZM19 136V135H18ZM44 134L41 133L40 137H43ZM52 136V135H51ZM54 136V135H53ZM60 136V135H59ZM193 136H195L193 134ZM201 136V135H200ZM218 136V135H217ZM229 136V135H228ZM4 137V136H2ZM24 137V136H22ZM21 137V138H22ZM138 137V138H136ZM197 137V136H196ZM212 137V136H211ZM127 138V139H126ZM213 138V137H212ZM216 138V137H215ZM219 138V137H218ZM217 138V140H218ZM15 139V138H14ZM30 139V138H29ZM27 139V140H29ZM33 139V137L31 138ZM37 139V138H36ZM220 139V138H219ZM232 139V138H231ZM264 139V138H263ZM4 140V139H3ZM45 140V138H44ZM48 140V139H47ZM51 140V139H50ZM121 140V139H120ZM180 140V139H179ZM208 140V139H207ZM233 140V139H232ZM7 141V140H6ZM9 141V140H8ZM53 141V140H52ZM108 141V142H109ZM116 141H118L116 139ZM206 141V140H205ZM222 141V140H221ZM258 141V140H257ZM3 142V141H2ZM1 142V143H2ZM15 142V141H14ZM17 142V141H16ZM26 142V141H24ZM38 142V141H37ZM46 142V141H45ZM55 141H53L54 143ZM187 142V141H186ZM194 142V141H193ZM229 142V141H228ZM4 143V142H3ZM13 143V142H12ZM27 143V142H26ZM32 143V142H31ZM34 143V142H33ZM48 143V142H47ZM185 143V142H184ZM222 143V142H221ZM220 143V144H221ZM230 143V142H229ZM245 143V142H243ZM245 144V149L242 151H251L255 149L254 147H258L259 145L256 143L255 139L249 140ZM259 143V142H258ZM5 144V143H4ZM14 144V143H13ZM40 144V143H39ZM38 144V145H39ZM58 144V143H56ZM68 144V143H67ZM119 144V143H118ZM193 144V143H192ZM214 144V143H213ZM264 144V142H263ZM7 145V144H6ZM17 145V144H16ZM34 145V144H33ZM50 145V144H49ZM48 145V146H49ZM77 145V144H76ZM79 145V144H78ZM77 145V146H78ZM82 145V144H81ZM80 145V146H81ZM108 145V144H107ZM183 145V144H182ZM186 145V144H185ZM224 145V144H223ZM14 146V145H13ZM19 146V144H18ZM23 146V145H22ZM29 146V145H28ZM47 146V148H48ZM55 146V145H54ZM59 146V145H58ZM90 146V148H91ZM109 146V145H108ZM161 146V144H160ZM163 146V145H162ZM170 146V145H169ZM174 146V145H173ZM200 146V145H199ZM210 146V145H209ZM214 146V145H213ZM229 146V145H228ZM227 146V147H228ZM244 146V145H243ZM263 146V145H262ZM20 147V146H19ZM51 147V146H49ZM53 147V146H52ZM87 147V146H86ZM177 147V146H176ZM191 147V146H190ZM189 147V148H190ZM195 147V146H194ZM224 147V146H223ZM226 147V148H227ZM232 147V146H231ZM242 147V146H241ZM16 148V147H14ZM27 148V147H26ZM32 148V147H31ZM36 149H32L33 154L38 153L40 150L39 147H35ZM56 148V147H55ZM62 148V147H61ZM88 148V147H87ZM105 148V147H104ZM116 148V147H115ZM178 148V147H177ZM212 148V147H211ZM225 148V149H226ZM6 149V148H4ZM59 149V147H58ZM63 149V148H62ZM174 149V148H173ZM185 150V148H183ZM182 149V150H183ZM213 149V148H212ZM220 149V148H219ZM218 149V150H219ZM231 149V148H230ZM1 150V149H0ZM47 150V149H46ZM75 150V149H74ZM92 150V149H91ZM106 150V149H105ZM115 150V149H114ZM117 150V149H116ZM115 150V151H116ZM180 150V149H179ZM191 150V149H189ZM233 150V149H232ZM256 150V149H255ZM254 150V151H255ZM8 151V150H7ZM28 151V150H27ZM44 151V150H43ZM50 151V150H49ZM70 151V150H69ZM77 151V149H76ZM208 151V150H207ZM214 151V150H213ZM6 152V151H5ZM16 152V151H15ZM73 152V151H71ZM158 152V151H157ZM195 152V150H194ZM234 152V151H233ZM3 153V152H2ZM22 153V152H20ZM19 153V154H20ZM30 153V151H29ZM47 153V152H46ZM53 153V152H52ZM77 153V152H76ZM107 153V152H106ZM105 153V154H106ZM114 153V152H113ZM160 153V151H159ZM169 153V152H167ZM180 153V151H179ZM185 153V151H183ZM207 153V152H206ZM211 153V152H210ZM218 153V152H217ZM244 153V152H243ZM263 153V152H262ZM6 154V153H5ZM18 154V153H17ZM28 154V152H27ZM26 154V155H27ZM40 154V153H39ZM72 154V153H71ZM115 154V153H114ZM155 154V153H154ZM162 154V153H161ZM224 156V153H222ZM258 154V153H257ZM256 154V155H257ZM264 154V153H263ZM1 155V154H0ZM14 155V154H13ZM12 155V156H13ZM77 155V154H76ZM160 155V154H159ZM167 155V154H166ZM227 155V154H226ZM225 155V156H226ZM239 155V154H238ZM242 155V154H241ZM2 156V155H1ZM11 156V155H10ZM23 156V155H22ZM28 156V155H27ZM31 156V155H29ZM52 156V155H51ZM115 156V155H114ZM154 156V155H152ZM177 156V155H176ZM187 156V155H186ZM199 156V155H198ZM240 156V155H239ZM238 156V157H239ZM15 157V156H14ZM46 157V156H45ZM63 157V156H62ZM76 158V156H74ZM116 157V156H115ZM157 157V155H156ZM168 157V155H167ZM183 157V156H182ZM189 157V156H187ZM191 157V156H190ZM202 157V155H201ZM244 157V156H243ZM257 157V156H256ZM5 158V156L3 157ZM8 158V157H7ZM19 158H21L19 156ZM36 158V157H35ZM44 158V157H43ZM66 158V157H65ZM165 158V157H164ZM170 158V157H169ZM209 158V157H207ZM214 158V157H213ZM212 158V160H213ZM226 158V157H225ZM242 158V157H241ZM262 158V157H261ZM14 159V158H13ZM25 159V157L23 158ZM33 159V157H32ZM40 160V158H38ZM42 159V156H41ZM87 159V158H86ZM94 159V158H93ZM107 159V158H106ZM162 159V158H161ZM220 159V155H219ZM222 159V158H221ZM246 159V158H245ZM256 159V158H254ZM258 159V157H257ZM5 160V159H3ZM16 160V159H15ZM82 160V159H81ZM105 160V159H104ZM109 160V159H108ZM181 160V159H180ZM250 160V159H249ZM247 160V161H249ZM6 161V160H5ZM32 160H30L31 162ZM58 161V160H57ZM90 161V160H89ZM92 161V160H91ZM117 161V160H116ZM172 161V160H171ZM182 161V160H181ZM253 161V160H252ZM28 162V161H26ZM36 162H38L36 160ZM35 162V163H36ZM44 162V161H43ZM77 162V161H76ZM98 162V161H97ZM110 162V161H109ZM118 162V161H117ZM157 162V161H156ZM155 162V163H156ZM162 162V161H161ZM166 162V160H165ZM164 162V163H165ZM183 162V161H182ZM188 162V161H187ZM194 162V161H193ZM201 162V161H200ZM208 162V161H207ZM214 162V161H213ZM233 162V161H232ZM235 162V161H234ZM256 162V161H255ZM264 162V161H263ZM262 162V163H263ZM11 163V162H10ZM16 163V162H15ZM84 163V161H83ZM89 163V162H88ZM115 163V161H114ZM175 163V162H174ZM186 163V162H185ZM196 163V162H195ZM212 163V162H211ZM223 163V162H222ZM240 163V162H239ZM238 163V165H239ZM245 163V161H244ZM249 163V162H248ZM251 163V162H250ZM13 164V163H12ZM28 164V163H27ZM38 164V163H37ZM40 164V163H39ZM38 164V165H39ZM45 164V163H44ZM59 164V163H58ZM87 164V163H86ZM95 164V163H94ZM99 164V163H98ZM157 164V163H156ZM163 164V163H162ZM183 164V163H182ZM193 164V163H192ZM204 164V163H203ZM206 164V163H205ZM208 164V163H207ZM34 165V164H33ZM43 165V164H42ZM47 165V163H46ZM74 165V164H73ZM72 165V166H73ZM84 165V164H82ZM175 165V164H174ZM178 165V164H177ZM180 165V164H179ZM195 165V164H194ZM232 165V163H231ZM234 165V164H233ZM8 166V164H7ZM16 166V165H15ZM29 166V165H28ZM56 166V164H55ZM54 166V167H55ZM59 166V165H58ZM68 166V165H67ZM106 166V165H105ZM114 166V165H113ZM169 166V165H168ZM167 166V167H168ZM173 166V165H172ZM171 166V167H172ZM183 166V165H182ZM200 166V165H198ZM246 166V165H245ZM10 167V166H9ZM20 167V166H19ZM22 167V166H21ZM27 167V166H26ZM34 167V166H33ZM47 167V166H46ZM81 167V166H79ZM102 167V166H101ZM193 167V166H192ZM214 167V166H213ZM240 167V166H239ZM252 166L248 165L244 168V171L248 173ZM254 167V166H253ZM258 167V166H257ZM14 168V167H13ZM67 168V167H66ZM73 168V167H72ZM78 168V167H77ZM176 168V167H174ZM178 168V167H177ZM190 168V167H189ZM231 168V167H230ZM262 168V167H261ZM12 169V168H11ZM25 169V168H24ZM62 169V168H61ZM108 169V168H107ZM116 169V168H115ZM120 169V168H119ZM159 169V167H158ZM168 169V168H167ZM183 169V168H182ZM216 169V168H215ZM221 169V168H220ZM14 170V169H12ZM23 170V168H22ZM33 170V168H32ZM83 170L86 172L92 171L94 176H98L99 170H101L99 165L91 166V165H84ZM161 170V169H160ZM170 170V169H169ZM168 170V171H169ZM174 170V169H173ZM263 170V169H262ZM2 171V170H1ZM6 171V170H5ZM17 171V170H14ZM69 171V170H68ZM118 171V170H117ZM204 171V170H203ZM229 171V170H227ZM242 171V170H241ZM11 172V171H10ZM33 172V171H32ZM67 172V171H66ZM72 172V171H71ZM115 172V171H114ZM162 172H164L162 170ZM174 172V171H173ZM189 172V171H188ZM192 172V171H190ZM199 172V171H198ZM197 172V173H198ZM208 172V171H207ZM218 171H216L217 173ZM253 172V171H252ZM8 173V172H7ZM20 173V172H19ZM28 173V172H26ZM104 173V172H103ZM108 173V172H106ZM181 173V172H180ZM224 173V172H223ZM231 173V172H230ZM12 174V173H11ZM24 174V173H23ZM30 174V173H29ZM65 174V172H64ZM63 174V175H64ZM68 174V173H67ZM113 174V173H111ZM189 174V173H188ZM242 174V173H241ZM244 174V173H243ZM246 174V173H245ZM6 175V174H5ZM71 175V173H70ZM73 175V174H72ZM76 177L77 175L74 174ZM91 175V174H90ZM104 175V174H103ZM181 175V174H180ZM225 175V174H224ZM235 175V174H234ZM250 175V174H249ZM9 176V175H8ZM28 176V175H26ZM31 176V175H30ZM183 176V175H182ZM188 176V175H187ZM219 176V175H218ZM222 176V175H221ZM2 177V176H1ZM14 177V176H13ZM21 177V176H20ZM24 177V176H23ZM32 177V176H31ZM66 177V176H65ZM106 177V175H105ZM110 177V176H109ZM190 177V176H189ZM195 177V176H194ZM200 177V176H198ZM228 177V176H227ZM71 178V177H70ZM73 178V177H72ZM81 178H83L81 176ZM100 178V177H99ZM98 178V179H99ZM170 178V177H169ZM219 178V177H218ZM223 178V177H222ZM221 180L223 181V179ZM245 178V177H243ZM264 178V177H263ZM77 179V178H75ZM84 179V178H83ZM86 179V178H85ZM241 179V177H240ZM251 179V178H248ZM8 180V179H7ZM28 180V179H27ZM26 180V181H27ZM71 180V179H70ZM179 180V179H178ZM182 180V179H181ZM217 180V179H216ZM238 180V179H237ZM11 181V180H10ZM21 181V179H20ZM74 181V180H73ZM87 181V180H86ZM220 181V180H219ZM231 181V180H230ZM17 182V181H16ZM14 182V183H16ZM62 182V181H61ZM60 182V183H61ZM67 182V181H66ZM196 182V181H195ZM201 182V181H200ZM262 182V181H261ZM64 183V182H62ZM78 183V182H77ZM85 183V182H84ZM92 183V182H91ZM192 183V182H191ZM250 183V182H249ZM256 183V181H255ZM258 183V182H257ZM7 184V183H4ZM36 184V183H34ZM70 184V183H69ZM72 184V183H71ZM70 184V185H71ZM74 184V183H73ZM86 184V183H85ZM85 184L78 183L76 188H86ZM88 184V183H87ZM86 184V185H87ZM97 184V183H96ZM101 184V183H100ZM103 184V182H102ZM103 184V185H104ZM180 184V183H179ZM223 184V183H222ZM2 185V184H1ZM58 185V184H57ZM61 185V184H60ZM76 185V184H75ZM170 185V184H169ZM193 185V184H192ZM199 185V182H198ZM197 185V186H198ZM210 185V184H209ZM263 185V183H262ZM4 186V185H3ZM22 186V185H21ZM34 186V185H33ZM68 186V185H67ZM94 186V183H93ZM196 186V187H197ZM205 186V185H204ZM213 186V185H212ZM222 186V185H221ZM228 186V185H227ZM36 187V186H35ZM58 187V186H57ZM72 187V186H71ZM175 187V186H174ZM202 187V186H201ZM223 187V186H222ZM13 188V185H12ZM27 188V187H26ZM56 188V187H55ZM54 188V189H55ZM64 188V187H63ZM66 188V186H65ZM95 188V187H94ZM103 188V186H102ZM170 188V187H169ZM179 188V187H178ZM199 188V187H198ZM232 188V187H231ZM16 189V188H14ZM32 189V188H30ZM67 189V188H66ZM89 189V188H88ZM101 189V187H100ZM106 189V188H105ZM175 189V188H174ZM203 189V188H201ZM253 189V188H252ZM8 190V189H7ZM19 190V189H18ZM65 190V189H64ZM69 190V188L67 189ZM75 190V189H74ZM73 190V191H74ZM90 190V189H89ZM97 190V189H96ZM112 190V191H113ZM166 190V188H165ZM183 190V189H182ZM189 190V189H188ZM219 190V189H218ZM259 190V189H258ZM2 191V190H1ZM5 191V190H4ZM17 191V190H16ZM66 191V190H65ZM63 191L62 189H57L52 193V200L53 204L55 205V210L51 213H42L44 217L41 222L46 223L52 230L55 232L59 231L63 224L68 218V205L69 201L74 198L73 194H69ZM93 191V189H92ZM176 191V189H175ZM179 191V190H178ZM186 191V190H184ZM191 191V190H190ZM3 192V191H2ZM14 192V190H13ZM75 192V191H74ZM94 192V191H93ZM142 192V191H141ZM146 192V191H145ZM174 192V191H173ZM221 192V191H220ZM9 193V192H6ZM27 193V192H26ZM73 193V192H72ZM77 193V192H76ZM75 193V194H76ZM90 193V191H89ZM108 193V190H107ZM169 193V192H168ZM186 193V192H185ZM207 193V191L205 192ZM209 193V192H208ZM219 193V192H217ZM30 194V193H29ZM32 194V193H31ZM47 194V193H46ZM81 194V193H80ZM83 194V193H82ZM87 194V193H86ZM140 194V193H139ZM227 194V193H226ZM233 194V193H232ZM15 195V194H14ZM26 195V194H25ZM23 195V198L25 197ZM36 195V194H35ZM90 195V194H88ZM100 195V194H99ZM111 195V194H110ZM187 195V194H186ZM213 195V194H212ZM211 195V196H212ZM236 196L243 195L244 197L247 196V192L235 190ZM249 195V194H248ZM18 196V194H17ZM31 196V195H30ZM97 196V195H95ZM102 196V195H101ZM113 196V194H112ZM115 196V195H114ZM119 196V195H117ZM122 196V195H121ZM173 196V195H171ZM194 196V195H193ZM208 196V197H211ZM215 196V195H214ZM222 196V195H221ZM10 197H2L0 198L2 205L6 208L11 202ZM22 197V196H21ZM33 197V196H32ZM40 197V195L38 196ZM44 197V196H43ZM104 197V196H103ZM144 197V196H143ZM163 197V196H162ZM188 197V196H187ZM204 197V196H203ZM202 197V198H203ZM242 197V196H241ZM12 198V197H11ZM117 198V197H115ZM121 198V197H120ZM133 198V197H132ZM157 198V197H156ZM177 198V197H175ZM195 198V197H194ZM207 198V197H206ZM204 198V199H206ZM238 198V197H237ZM249 198V197H248ZM14 199V198H13ZM12 199V200H13ZM19 199V196H18ZM36 199V198H35ZM34 199V200H35ZM88 199V198H87ZM123 199V198H122ZM128 199V198H127ZM138 199V198H137ZM140 199V198H139ZM143 199V198H142ZM160 199V198H159ZM246 199V198H245ZM39 200V199H38ZM44 200V199H43ZM93 200V199H92ZM106 200V199H105ZM152 200V199H151ZM157 200V199H156ZM164 200V199H163ZM190 200V199H188ZM197 200V199H196ZM209 200V199H208ZM258 200V199H257ZM26 201V200H25ZM30 201V200H29ZM102 201V200H101ZM112 201V200H111ZM130 201V200H129ZM140 201V200H139ZM154 201V200H153ZM152 201V202H153ZM169 201V199L167 200ZM178 201V200H177ZM241 201V200H240ZM263 201V200H262ZM18 202V201H17ZM41 202V200H40ZM43 202V201H42ZM78 202V201H77ZM105 202V201H104ZM117 202V201H115ZM121 202V201H120ZM147 202V201H146ZM172 202V201H171ZM183 202V201H182ZM188 202V201H187ZM236 202V201H235ZM251 202V201H250ZM256 202V201H255ZM23 203V202H22ZM139 203V202H138ZM170 203V202H169ZM190 203V202H189ZM195 203V202H194ZM206 203V202H205ZM218 203V202H217ZM222 203V202H221ZM26 204V202H25ZM31 204V202H30ZM28 204L27 207L24 209H20V215H29L32 207ZM93 204V203H92ZM136 204V203H135ZM157 204V203H156ZM168 204V203H167ZM174 204V203H173ZM181 204V203H180ZM183 204V203H182ZM185 204V203H184ZM215 204V203H214ZM256 204V203H255ZM259 204V203H258ZM20 205V204H19ZM132 205V204H131ZM140 205V204H139ZM170 205V204H169ZM186 205V204H185ZM184 205V206H185ZM220 205V204H219ZM218 205V206H219ZM242 205V204H241ZM248 205V203H247ZM17 206V205H16ZM39 206V205H38ZM49 206V205H48ZM141 206V205H140ZM175 206V205H174ZM222 206V205H220ZM239 206V205H238ZM237 205L233 210H224L221 213H218V218H201L198 219L197 226L200 230H206L209 232H215L217 234V239L219 238L222 244V249H229L231 243L224 238L222 233L217 231V224L223 227L224 232L232 233L235 231L233 227V223L238 218V215L241 213V209ZM9 207V206H8ZM14 207V206H13ZM72 207V206H71ZM119 207V206H118ZM129 207V206H128ZM143 207V206H142ZM177 207V206H176ZM189 207V206H188ZM212 207V206H211ZM215 207V205H214ZM256 207V206H255ZM260 207V206H259ZM258 207V208H259ZM10 208V207H9ZM46 208V207H45ZM93 208V207H92ZM144 208V207H143ZM154 208V207H153ZM191 208V207H190ZM243 208V207H242ZM250 208V207H249ZM254 208V207H251ZM257 208V207H256ZM1 209V208H0ZM50 209V208H49ZM52 209V207H51ZM54 209V208H53ZM73 209V208H72ZM76 209V208H75ZM155 209V208H154ZM158 209V208H157ZM179 209V208H177ZM181 213L185 215L187 212V208H181ZM211 209V208H210ZM247 209V208H246ZM7 210V209H6ZM11 210V209H10ZM13 210V209H12ZM17 210V209H16ZM38 210V209H37ZM92 210V209H90ZM164 210L167 213H176L174 209L171 210L170 207L164 206ZM190 210V209H189ZM194 210V209H193ZM214 210V209H212ZM210 210V211H212ZM254 210V209H252ZM8 211V210H7ZM75 211V210H74ZM85 211V210H84ZM89 211V210H88ZM144 211V210H142ZM158 211V210H157ZM215 211V210H214ZM3 212V211H1ZM97 213L94 214L92 217L88 219L87 222L82 221V225L79 226V232L77 239L80 241L83 238V241L90 240L88 238L89 233H95L97 236L96 241L109 237V231L114 227H120L121 224L129 221L131 216L129 214H122L115 213L109 206L105 205H98L97 206ZM136 212V211H135ZM162 212V211H161ZM164 212V211H163ZM201 212V211H200ZM213 212V211H212ZM243 212V211H242ZM245 212V211H244ZM248 212V211H247ZM13 213V212H12ZM72 213V212H71ZM129 213V212H128ZM154 213V212H153ZM180 213V212H179ZM204 213V212H203ZM216 213V212H215ZM214 213V214H215ZM246 213V212H245ZM5 214V213H4ZM87 214V213H86ZM89 214V212H88ZM134 214V213H133ZM147 214V213H146ZM150 214V213H149ZM152 214V213H151ZM242 214V213H241ZM247 214V213H246ZM143 215V214H142ZM153 215V214H152ZM159 215V214H158ZM169 215V214H168ZM189 215V214H188ZM203 215V214H201ZM209 215V214H208ZM212 215V214H211ZM245 215V214H243ZM6 216V215H5ZM135 216V214H134ZM133 216V218H134ZM144 216V215H143ZM151 216V215H150ZM156 216V215H154ZM183 216V215H181ZM18 217V216H16ZM70 217V216H69ZM73 217V216H72ZM87 217V216H86ZM216 217V216H215ZM244 217V216H242ZM250 217V216H249ZM13 218V217H12ZM22 218V217H21ZM36 218V217H35ZM153 218V217H152ZM9 219V218H8ZM24 219V218H23ZM23 219H20L22 221ZM149 219V218H148ZM169 219V218H168ZM177 219V218H176ZM184 219V217H183ZM244 220V218H242ZM241 219V220H242ZM13 220V219H12ZM19 220V219H18ZM147 220V219H146ZM162 220V219H161ZM167 220V219H166ZM172 220V219H171ZM240 220V218H239ZM7 221V220H6ZM9 221V220H8ZM16 221V220H15ZM74 221V220H73ZM165 221V220H164ZM173 221V220H172ZM176 221V220H175ZM174 221V222H175ZM186 221V220H184ZM264 221V220H263ZM10 222V221H9ZM5 222L2 226L0 223V232L2 236L0 238L4 239L3 237L9 238V236L13 237L14 235L17 236L19 230L12 227L11 223ZM146 222V221H145ZM179 222V221H178ZM243 222V221H242ZM17 223V222H16ZM20 223V222H19ZM34 223V222H33ZM40 223V222H39ZM128 223V222H127ZM138 223V222H136ZM168 223V222H167ZM3 224V223H2ZM72 224V223H71ZM233 224V225H232ZM237 224V223H236ZM243 224V223H242ZM241 224V225H242ZM16 225V224H14ZM36 225V224H35ZM133 225V224H132ZM158 225V224H157ZM188 225V222H187ZM240 225V224H239ZM246 225V224H245ZM252 225V224H250ZM261 225V224H260ZM66 226V225H65ZM125 226V225H124ZM131 226V225H130ZM129 226V227H130ZM148 226V225H147ZM167 226V225H166ZM22 227V226H21ZM31 227V226H30ZM35 227V226H34ZM38 227V226H37ZM47 227V226H46ZM122 227V226H121ZM141 227V225H140ZM159 227V226H158ZM165 227V226H164ZM246 227V226H245ZM254 227V226H253ZM24 228V227H23ZM43 228V227H41ZM67 228V227H66ZM132 228V227H131ZM241 228V227H239ZM257 228V227H255ZM259 228V227H258ZM19 229V227H18ZM50 229V230H51ZM69 229V228H68ZM119 229V228H118ZM127 229V228H126ZM133 229V228H132ZM136 229V227H135ZM153 229V228H152ZM163 229V228H162ZM254 229V228H253ZM45 230V229H44ZM64 230V229H63ZM71 230V229H70ZM121 230V229H120ZM123 230V228H122ZM142 230V229H141ZM146 230V229H145ZM143 230V231H145ZM164 230V229H163ZM196 230V229H195ZM250 230V229H249ZM259 230V229H258ZM28 231V230H27ZM41 231V230H40ZM47 231V230H46ZM61 231V230H60ZM59 231V232H60ZM128 231V229H127ZM135 231V230H134ZM133 231V232H134ZM139 231V230H137ZM157 231V230H156ZM155 231V232H156ZM193 231V230H192ZM205 231V232H206ZM21 232V230H20ZM26 232V231H25ZM29 232V231H28ZM38 232V231H37ZM146 232V231H145ZM159 232V231H158ZM157 232V233H158ZM201 232V231H199ZM243 232V231H242ZM245 232V231H244ZM22 233V232H21ZM30 233V232H29ZM39 233V232H38ZM42 233V232H41ZM52 233V232H51ZM54 233V232H53ZM71 233V232H70ZM115 233V232H114ZM121 233V232H120ZM123 233V232H122ZM127 233V232H126ZM135 233V232H134ZM147 233V232H146ZM160 233V232H159ZM203 233V232H202ZM236 233V232H235ZM262 233V231H261ZM63 234V233H62ZM68 234V233H67ZM72 234V233H71ZM117 232L114 234L116 236ZM145 235V233H142ZM149 234V232H148ZM152 234V233H151ZM241 234V233H240ZM248 234V233H247ZM259 234V233H258ZM21 235V234H20ZM19 235V236H20ZM34 235V234H33ZM41 235V234H40ZM120 235V234H119ZM122 235V234H121ZM159 235V234H158ZM242 235V234H241ZM246 235V234H245ZM250 235V234H249ZM72 236V235H71ZM77 236V235H76ZM126 236V235H125ZM149 236V235H148ZM259 236V235H258ZM262 236V235H261ZM27 237V236H26ZM29 237V236H28ZM35 237V236H34ZM41 237V236H40ZM46 237V236H45ZM53 237V236H52ZM57 237V236H56ZM66 237V236H65ZM92 237V236H91ZM138 237V236H137ZM136 237V238H137ZM146 237V236H145ZM153 237V236H152ZM157 237V236H156ZM155 237V238H156ZM160 237V236H159ZM235 237V236H234ZM38 238V237H36ZM60 238V237H59ZM116 238V237H115ZM140 238V237H139ZM158 238V237H157ZM240 238V237H239ZM245 238V237H244ZM251 238V236H250ZM259 238V237H258ZM261 238V237H260ZM264 238V237H263ZM10 239V238H9ZM21 239V238H20ZM24 239V238H23ZM46 239V238H45ZM65 239V238H64ZM70 239V238H69ZM110 239V238H109ZM114 239V238H113ZM144 239V238H143ZM236 239V238H235ZM247 239V238H246ZM27 240V239H25ZM24 240V241H25ZM38 240V239H37ZM60 240V239H59ZM108 240V239H107ZM112 240V239H111ZM116 240V239H115ZM132 240V239H131ZM153 240V239H152ZM195 240V239H194ZM203 240V239H202ZM0 242V247L3 248L7 252H12L14 250V245L11 241H4ZM17 241V240H16ZM30 241V240H29ZM28 241V242H29ZM34 241V238H33ZM44 241V240H42ZM41 241V242H42ZM47 241V240H45ZM55 242V239L53 240ZM114 241V240H113ZM146 241V240H145ZM239 241V240H238ZM27 242V243H28ZM53 242V243H54ZM138 242V241H137ZM136 242V243H137ZM199 242V241H198ZM240 242V241H239ZM255 242V240H254ZM17 243V242H16ZM19 243V242H18ZM36 243V242H35ZM48 243V242H47ZM66 243V239H65ZM68 243V242H67ZM91 243V241H90ZM118 243V242H117ZM132 243V242H131ZM152 243V242H151ZM159 243V242H158ZM161 243V242H160ZM206 242H204L205 244ZM25 244V242L23 243ZM32 244V242H31ZM39 245V243H37ZM59 244V243H58ZM63 244V243H62ZM91 244H96L92 242ZM98 244V243H97ZM102 244V243H101ZM144 244V243H143ZM188 244V243H187ZM195 244V243H194ZM200 244V242H199ZM209 244V243H208ZM207 244V245H208ZM28 245V244H27ZM54 245V244H53ZM74 245V243H73ZM76 245V244H75ZM109 245V244H108ZM107 245V246H108ZM125 245V244H124ZM135 245V244H134ZM142 245V243H141ZM157 245V243H156ZM155 245V246H156ZM196 245V244H195ZM215 244H213V247ZM219 245V244H218ZM241 245V244H240ZM248 245V244H247ZM257 245V244H256ZM259 245V244H258ZM20 246V245H19ZM69 246V245H68ZM97 246V245H96ZM127 246V245H126ZM137 246V245H136ZM150 246V244H149ZM148 246V247H149ZM183 246V245H182ZM200 246H202L200 244ZM254 246V245H253ZM24 248L23 250L16 252L12 258L8 261L4 259L1 260V264H9L7 262H11V260L19 259L23 256H29L30 258L34 259V251H30V249L25 248V245L21 246ZM28 247V246H27ZM34 245L32 244V248ZM74 247V246H72ZM90 247V246H89ZM88 247V248H89ZM102 247V246H101ZM146 247V246H145ZM147 247V248H148ZM154 247V246H153ZM158 247V246H157ZM206 247V246H205ZM241 247V246H240ZM16 248V247H15ZM20 248V247H19ZM18 248V249H19ZM82 250V247H80ZM99 248V247H98ZM104 248V247H103ZM116 248V247H114ZM118 248V247H117ZM121 248V247H120ZM140 248V247H139ZM142 248V247H141ZM150 248V247H149ZM198 248V246H197ZM35 249V248H34ZM40 249V248H39ZM59 249V248H58ZM87 249V248H86ZM125 249V248H124ZM136 249V248H135ZM193 249V248H192ZM195 249V248H194ZM193 249V250H194ZM204 249V248H203ZM221 249V248H220ZM238 249V248H237ZM240 249V248H239ZM243 249V248H242ZM258 249V248H257ZM54 246H50L45 244L41 247V251L45 252V255L48 257H53L57 251ZM66 250V249H65ZM78 250V249H77ZM118 250V249H117ZM133 250V249H132ZM147 250V249H145ZM149 250V249H148ZM159 250V249H158ZM157 250V251H158ZM184 250V249H183ZM248 250V248L246 249ZM40 251V250H39ZM73 251V250H72ZM90 251V250H89ZM103 251V249H102ZM110 251V250H109ZM114 251V250H113ZM112 251V253H113ZM127 251V249H126ZM141 249H137L136 254H141ZM152 251V250H151ZM163 251V250H162ZM182 251V250H181ZM180 251V253H181ZM191 251V250H190ZM197 251V250H196ZM209 252L215 251V248H208ZM6 252V253H7ZM67 252V251H66ZM105 252V251H104ZM115 252V251H114ZM123 252V251H122ZM130 252V251H129ZM132 252V251H131ZM139 252V253H138ZM147 252V251H146ZM156 252V251H155ZM220 252V250H219ZM218 252V253H219ZM245 252V251H244ZM247 252V251H246ZM252 252V251H251ZM71 253V252H70ZM101 253V252H100ZM109 253V252H108ZM111 253V252H110ZM134 253V252H133ZM164 253V252H163ZM203 253V252H202ZM235 253V252H234ZM257 253V252H255ZM40 254V253H39ZM57 254V253H56ZM59 254V252H58ZM61 254V253H60ZM93 254V253H92ZM97 254V253H95ZM94 254V255H95ZM105 254V253H104ZM115 254V253H114ZM124 254V253H122ZM129 254V253H128ZM143 254V253H142ZM141 254V255H142ZM183 254H185L183 252ZM206 254V253H204ZM227 254V253H226ZM229 254V253H228ZM241 254V253H240ZM74 255V254H73ZM99 255V254H98ZM102 255V254H100ZM107 255V254H106ZM131 255V254H130ZM129 255V256H130ZM133 255V254H132ZM189 255V254H188ZM207 255V254H206ZM217 255V254H216ZM222 255V254H220ZM224 255V253H223ZM242 255V254H241ZM254 255V253H253ZM3 256V255H2ZM37 256V255H36ZM55 256V255H54ZM64 256V255H63ZM66 256V255H65ZM82 256V255H81ZM86 256V255H85ZM103 256V255H102ZM105 256V255H104ZM113 256V254H112ZM120 256V255H119ZM118 256V257H119ZM123 256V255H122ZM137 256V255H136ZM135 256V257H136ZM150 256V255H149ZM187 256V255H186ZM195 256V255H193ZM197 256V255H196ZM218 256V255H217ZM131 257V256H130ZM138 257V256H137ZM144 257V256H143ZM148 257V256H147ZM146 257V258H147ZM164 257V256H163ZM180 257V256H179ZM185 257V256H184ZM189 257V256H188ZM201 257V256H200ZM241 257V256H240ZM248 257V256H247ZM5 258V257H4ZM27 258V257H26ZM29 258V259H30ZM36 258V257H35ZM42 258V257H41ZM39 258V260L41 259ZM58 258V257H57ZM67 258V257H65ZM87 258V257H86ZM115 258V257H114ZM124 258V257H123ZM122 258V259H123ZM155 258V256H154ZM182 258V257H181ZM206 258V257H205ZM208 258V257H207ZM1 259V258H0ZM52 259V258H51ZM69 259V258H68ZM76 258L74 257L73 261ZM89 259V258H88ZM112 259V258H111ZM116 259V258H115ZM126 259V258H125ZM130 259V258H129ZM134 259V258H133ZM148 259V258H147ZM196 259V258H195ZM210 259V258H209ZM254 259V258H253ZM45 259H43L44 261ZM55 260V258H53ZM58 260V259H57ZM53 261V264L57 263ZM77 260V259H76ZM80 260V259H79ZM91 260V258H90ZM101 260V259H99ZM151 260V259H150ZM198 260V259H197ZM200 260V259H199ZM203 260V259H202ZM205 260V259H204ZM207 260V259H206ZM212 260V258H211ZM262 260V258H261ZM22 261V260H21ZM32 261V260H29ZM42 261V259H41ZM78 261V260H77ZM84 261V260H82ZM89 261V260H87ZM93 261V260H92ZM96 261V260H94ZM113 261V260H112ZM130 261V260H129ZM136 261V260H135ZM157 261V260H156ZM183 261V260H182ZM188 261V260H187ZM209 261V260H207ZM205 261V262H207ZM40 262V261H39ZM50 262V261H49ZM81 262V261H79ZM114 262V261H113ZM132 262V261H131ZM162 262V261H160ZM185 262V261H184ZM183 262V263H184ZM192 262V260H191ZM199 262V261H198ZM197 262V263H198ZM256 262V261H255ZM19 263V262H18ZM17 263V264H18ZM31 263V262H30ZM29 263V264H30ZM47 263V262H46ZM59 263V262H58ZM64 263V262H63ZM71 263V262H70ZM77 263V262H76ZM86 263V262H85ZM94 263V262H93ZM109 263V262H108ZM118 263V262H117ZM138 263V262H136ZM163 263V262H162ZM194 263V262H193ZM33 264V263H32ZM44 264V263H43ZM51 264V263H50ZM66 264V263H65ZM105 264V263H104ZM111 264V263H110ZM113 264V263H112ZM123 264V262H122ZM140 264V262H139ZM152 264V263H151ZM154 264V263H153ZM190 264V263H189ZM192 264V263H191ZM201 264V263H199Z\"/></svg>","mask_w":264,"mask_h":264}]
</instances>
